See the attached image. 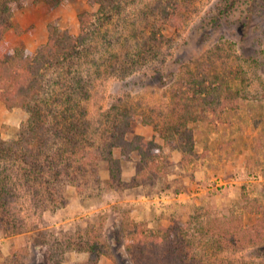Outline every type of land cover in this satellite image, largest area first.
Masks as SVG:
<instances>
[{"label": "rangeland", "instance_id": "rangeland-1", "mask_svg": "<svg viewBox=\"0 0 264 264\" xmlns=\"http://www.w3.org/2000/svg\"><path fill=\"white\" fill-rule=\"evenodd\" d=\"M150 1L131 5L108 29L104 25L91 45L97 66L82 69L88 73L90 68L96 76L86 106L99 135L110 126L112 117L107 116L113 105L136 110L128 136L141 135L162 147L163 172L154 183L135 184L138 153L127 159L121 148H114L120 181H110L107 162L102 161L99 184L91 187V196L81 197L71 187L61 208L40 210L29 201L20 206L25 230L17 234L0 230V264H54L55 259L61 264L83 263L89 253L79 249L80 241L86 247L87 242L100 246L99 264H120L118 251L126 254L125 245L136 230L163 235L164 229L178 223L187 233L188 254L197 261L264 264V0H198L181 29L164 31L171 40L164 56L122 72L117 67L134 49L131 22L139 16L137 9ZM95 10L88 0H62L56 7L40 1L15 14L6 39L34 53L47 41L49 25L77 36L78 15ZM216 17L220 18L213 24ZM202 64L218 72L231 70L233 96L239 99L218 112L207 105L208 117L190 124L194 147L184 157L144 122L143 112L160 122L168 121L176 103H181L180 110L188 103L202 112L198 101L190 100L193 87L185 79L187 70ZM26 116L22 109L8 110L0 101L1 137L14 138ZM214 219L231 233L241 225L263 235L228 248L226 235L219 236L223 230L207 233L204 224Z\"/></svg>", "mask_w": 264, "mask_h": 264}, {"label": "trees", "instance_id": "trees-1", "mask_svg": "<svg viewBox=\"0 0 264 264\" xmlns=\"http://www.w3.org/2000/svg\"><path fill=\"white\" fill-rule=\"evenodd\" d=\"M40 1H48L55 7L62 2L0 0V101L8 110L20 108L27 115L14 138L5 140L0 135V230L5 234L25 230L19 207L28 201L37 204L36 208L40 210L58 209L66 204L71 187L81 197L88 193L91 196V187L99 184L97 171L102 161L107 162L110 181H120V159L114 157V148H121L127 159L130 153H138L133 177L135 184L154 183L165 166V162L163 165L160 162L163 156L159 144L141 135L128 136L136 110L113 105L107 116L112 117L110 126L100 136L86 106L96 76L90 68L86 69L88 73L82 68H88L90 64L97 66L92 56V43L104 25L108 29L116 16L128 11L131 5L137 7L142 0H88L96 10L78 15L79 35H73L68 29L61 31L51 24L47 41L34 53H27L7 40L6 34L13 28L18 11L32 8ZM197 2L151 0L138 8L139 16L131 22L134 49L125 53L117 68L122 72H133L136 65L164 56L166 44L171 43L164 31L181 29ZM219 18H214L212 23H217ZM185 73V79L193 87L190 100L198 101L202 112H195L188 103L180 110L178 105L181 103H176L167 122L155 120L143 112L144 122L152 125L161 138L173 149L180 150L184 157L191 154L194 147L190 124L208 117L207 105H212L210 111L218 112L219 107L223 110L239 99L234 97L231 87L234 80L231 70L218 72L202 64ZM218 222L214 219L204 226L212 235L223 230L224 233H218L222 239L226 235L228 248L255 242L263 235L261 231L252 233L251 229L241 225L236 227L239 232L231 233L226 224ZM184 231L180 223L164 229L163 235L136 230L135 236L125 245L126 254L118 251L120 264H205L189 256L190 245ZM84 243L79 242V249L89 253V259L77 264H99L100 246L87 242L86 247ZM72 245L71 241L70 247ZM261 247L264 250V245ZM256 256L261 257V254ZM54 261V264H61L59 259Z\"/></svg>", "mask_w": 264, "mask_h": 264}]
</instances>
